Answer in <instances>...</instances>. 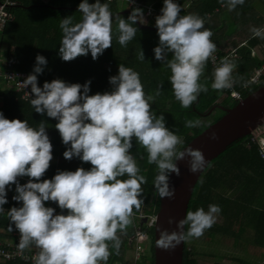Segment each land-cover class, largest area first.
I'll list each match as a JSON object with an SVG mask.
<instances>
[{
	"label": "clouds",
	"instance_id": "obj_1",
	"mask_svg": "<svg viewBox=\"0 0 264 264\" xmlns=\"http://www.w3.org/2000/svg\"><path fill=\"white\" fill-rule=\"evenodd\" d=\"M243 4L244 0H227L229 11ZM78 11L82 13L80 22L73 23L72 16L60 22L63 37L59 56L66 62L89 52L96 60L112 46L113 16L109 3L96 0L90 4L82 0ZM161 13L155 18L159 45L153 51L155 58L171 71L169 79L176 100L181 107L188 108L201 92L208 91L207 84L199 81L209 58L214 60L212 54L217 46L210 39L212 31L204 27L198 14L180 15L181 6L173 0H164ZM137 20L146 23L140 8H134L127 20L118 19L121 46L126 47L135 37L138 29L133 25ZM250 31L254 37L264 39V28L252 27ZM168 53H173L171 59ZM138 58L145 60L142 49ZM46 65L45 57L37 54L35 74L28 75L23 82L25 87L31 86L35 95L31 105L36 113L46 112L58 121L55 128L63 144H70L64 158L77 157L92 167L57 170L52 179L40 182L53 159L46 122L42 120L38 128H33L26 120H9L0 112V212L5 211L2 206L8 202L6 186L14 184L17 195L12 199L22 202V206L12 207L7 215L20 233L19 252L23 254L30 246L39 250L33 257L35 264H107L110 244L118 255L121 240L117 233L127 230L133 209L139 210L144 203L141 186L147 181L139 174L136 159L129 152L132 139L146 149L148 163L157 165L154 187L161 198L174 197L169 175L180 176L176 161L188 157L192 173L202 171L207 161L199 149L178 150L182 138L165 126L163 114L157 116L152 111L153 96H146L139 73L133 69L120 64L118 75L109 77L113 90L89 95L91 80L81 85L54 79L42 88L37 86L36 74H42ZM235 67L231 59L223 58L214 70L211 88L232 89L237 83L233 77ZM162 87L160 83L157 95ZM199 124V120H187L185 127ZM210 139H218L215 132ZM125 175L128 179H120ZM24 176L29 180L22 185L17 178ZM47 201L68 210L67 215H54V208L45 207ZM220 212L216 204H210L207 212L202 207L187 211L177 223L179 231L161 230L156 246L173 250L190 238L198 239L213 226ZM173 222L169 218L168 223ZM12 230L10 224L8 231Z\"/></svg>",
	"mask_w": 264,
	"mask_h": 264
},
{
	"label": "trees",
	"instance_id": "obj_2",
	"mask_svg": "<svg viewBox=\"0 0 264 264\" xmlns=\"http://www.w3.org/2000/svg\"><path fill=\"white\" fill-rule=\"evenodd\" d=\"M16 1L18 6L13 9V23L8 26L2 36L9 44V52L17 59V65L15 66L17 71L35 74L33 69L36 65L37 54L45 57L47 65L44 66L43 73L36 74L37 86L42 88L45 82H51L54 79L81 85L91 80L89 95L111 92L113 86L109 83V77L118 75L119 65L123 64L125 67L139 73L146 96H153V100L150 102L152 111L157 116L163 114L166 122L165 126L182 138L183 144L177 146L178 150L182 151L208 128V126L201 127L200 124L197 127L187 128L185 122L187 120L201 121L200 117L207 115L208 111L216 106L215 103L220 101L224 90H213L211 88L212 83L200 79V83L207 84L208 91L206 93L201 92L190 107H181L172 90L169 79L171 76L170 69L155 58L153 49L159 45L158 31L141 29L135 23L133 26L138 29L135 37L128 42L126 47L121 46L118 40L120 33L118 27H114V23L118 19L127 20L129 14L118 12L114 9L115 4L109 3L113 16L112 46L104 50L103 54L96 60L92 59L89 52L86 56H79L70 62H66L59 56V47L63 37L60 22L61 19L70 16L73 17V23L80 22L82 13L78 11L79 3L72 4L68 8L52 2L49 4L44 2L33 4L31 0ZM78 1L82 2V0ZM249 1L244 0V4L240 8V5H238L235 10L229 11L227 0L224 3H221L220 0H173L174 3L181 6L180 15L195 13L203 18L204 27L210 29L213 33L210 39L218 45L221 58L230 53L232 49L238 48V56L232 58L233 60L244 59L253 67H260L262 61L253 57V49L260 43L258 37L253 36L249 40L247 37L248 45H245V40L238 41L235 36L239 32L237 28L239 23L240 26L246 28V25L250 24L252 20V10L248 15L246 13L241 14L245 7L251 5ZM257 1L262 2L264 5V0ZM88 2L93 4L96 0H88ZM101 3L108 2L103 1ZM228 16L235 23L230 26V32L226 23ZM143 25L149 27L150 24L144 23ZM149 33H153L155 37L153 39L147 38L146 36ZM141 49L144 52V61L138 58ZM229 49L230 51L226 54L225 51ZM172 55L173 53H171L169 59L172 58ZM235 61L233 62L235 63ZM213 73L214 71L207 61L202 77L212 76ZM233 75L242 76L238 78L239 82L248 79L247 76H250L243 67H239L237 72H233ZM160 83H163V87L157 95ZM33 98H35V95H33ZM0 112L9 120H26L28 125L33 128H38L39 122L42 120L46 122V133L53 146V159L50 161V167L40 182L44 179H52L57 174V170L75 171L79 167H83L85 170L91 169L92 165L90 163L82 162L77 157H73L71 160L64 158L63 153L70 147V144H63L60 133L55 128L58 123L56 119L48 117L46 112L43 115L36 113L31 105V100L28 102L19 100L14 91L7 90L2 85H0ZM249 140L250 136L236 142L211 163L200 178L188 211H196L202 207L207 212L210 204L218 205L221 208V212L217 214L221 218L220 221H216L211 228L206 229L201 237L209 236L211 243L214 245H219L226 237H229V246L236 249L239 248L241 238H246L245 240L252 241L251 244L259 249L257 252V254L260 253V257L257 256L258 262L264 264V161L259 158L257 146L252 148L245 146ZM132 145L129 152L136 159L137 166L140 169L139 174L144 175L147 181L141 186V199L144 203L139 210L134 208L133 213H142L144 216L157 215L160 209V196L154 187V180L158 172L157 165L148 163L146 149L137 143L135 138L132 139ZM120 179L126 180L128 177L125 175ZM19 183L25 184L23 180H19ZM6 192L8 202L2 206L5 211L0 212V233L3 232L6 234L4 236H10L9 234L18 230L9 220L7 212L12 207H21L22 202L12 199L14 195H17L14 184L10 187L6 186ZM45 207L54 208V215H67L68 210H61L56 202L47 201ZM135 219L132 218V223L125 232L118 231L117 235L121 240L119 254H116V250L111 248L110 244L111 255L107 264L116 262L127 264L129 255H134ZM10 224L13 229L11 232L8 231ZM154 227H147L146 224H142L140 227L141 230L147 231L150 238L146 244L148 251H144L139 259L144 264H154ZM187 228L186 225V231ZM201 237L198 239L190 238L185 241L183 264H199L198 257L200 253L195 251L192 242L194 243ZM236 255H233L232 252L229 253V259L238 261L240 264H258V262L247 263L239 256L236 257ZM5 264L27 263L15 261ZM215 264L222 263L215 262Z\"/></svg>",
	"mask_w": 264,
	"mask_h": 264
},
{
	"label": "water",
	"instance_id": "obj_3",
	"mask_svg": "<svg viewBox=\"0 0 264 264\" xmlns=\"http://www.w3.org/2000/svg\"><path fill=\"white\" fill-rule=\"evenodd\" d=\"M125 13L131 15L132 12L128 10L123 12ZM136 24L141 29L158 31L157 27L145 26L139 20ZM224 112L223 117L210 125L187 146L202 151L207 161L204 169L196 173L190 172L189 158L185 157L184 160L176 161L180 168V176H176L175 173L169 175L170 188H175V194L171 199L160 197V209L154 227V264H183L185 242H181L173 250L160 249L156 246L160 231H179L177 223L185 218L200 178L211 163L233 144L251 135L253 129L264 121V85L240 101L237 106L224 109ZM213 132L218 139H210ZM169 218L173 219L172 224L168 223ZM145 221L144 219L143 222ZM184 230L186 232V226Z\"/></svg>",
	"mask_w": 264,
	"mask_h": 264
},
{
	"label": "built area",
	"instance_id": "obj_4",
	"mask_svg": "<svg viewBox=\"0 0 264 264\" xmlns=\"http://www.w3.org/2000/svg\"><path fill=\"white\" fill-rule=\"evenodd\" d=\"M102 2H108L110 4H115L117 1L125 3L129 9L140 8L143 10L144 19H146L147 24H153L156 27L155 18L161 15V9L164 6V0H101ZM18 6L16 0H0V36H2L8 26L13 23L14 14L13 9ZM214 43V42H213ZM217 49L212 54L213 58H209V63L213 70L220 65L223 58L228 57L229 59L235 58L238 52L237 49H232L230 53L221 58L220 49L216 44ZM257 58V57H256ZM17 61L14 56L0 55V85L4 86L7 90H12L17 94L19 100L28 102L33 98V93L31 92V86L25 87L24 80L28 75L33 73H27L15 70ZM249 82L245 83L242 88H237L236 84L232 89H228L232 97L239 100H243L245 97V91L248 90L252 85L260 84L264 80V64L262 67L255 69L251 75ZM246 85V86H245ZM248 146H257L259 149V157L264 161V121L255 127L250 135V140L247 142ZM19 180H23L25 183L28 182L29 178L18 177ZM132 218H137L140 221L146 220L145 223L148 227H153L155 224L153 221L157 222V215L144 216L142 213L132 215ZM13 238H0V264H5L8 262L23 261L27 264H35L33 257L39 251L35 246H30L25 249L23 254L18 250L17 245L20 240V233L16 231L12 234ZM148 234L146 231L141 230L140 227L135 226V235L133 242L135 243V264L140 260V257L144 251H146ZM27 257V258H25ZM122 264V263H114Z\"/></svg>",
	"mask_w": 264,
	"mask_h": 264
},
{
	"label": "rangeland",
	"instance_id": "obj_5",
	"mask_svg": "<svg viewBox=\"0 0 264 264\" xmlns=\"http://www.w3.org/2000/svg\"><path fill=\"white\" fill-rule=\"evenodd\" d=\"M31 1L33 4L45 2V0H31ZM100 2H102V1H100ZM249 2L251 3V5L245 7V9L243 11L241 9V11H242L241 14L246 13V15H248L250 13V11L252 10V14L255 13L258 15H264V14H261V13H264V5L262 2H258L257 0H251ZM52 3L70 8L72 6V4H75V3L80 4L81 2H79L78 0H52ZM240 7H241V5L239 6V8ZM114 9L117 10L118 12H121V13L129 10L128 6L125 3H121L120 1H117V3H115ZM238 17H239V15H238ZM239 18H241V17H239ZM239 18H237V19L240 21ZM145 21H147V20L145 19ZM238 25L240 26V23ZM150 26H153V24H150L149 27ZM230 26H232V25H230ZM114 27L115 28L118 27V21H115ZM248 29H250L249 26L244 28L241 25L239 27V33H236V35H235L237 37L238 41H242V40L246 39L247 37L251 36V34L245 33V31H247ZM146 37L153 39L155 36L153 33H149V34H147ZM2 40L3 41H0V45L6 46L7 40L4 38H2ZM1 49L3 50V48L0 46V55L3 57L5 51H2ZM167 57L169 59L171 57V53H168ZM231 60L235 61L233 59H231ZM235 65H236L235 69H238L239 67H243L247 71L248 74L251 75L253 73L252 72L253 68H254L253 65H251L249 62L245 61L244 59L236 60ZM212 76H213L212 80H214V75H212ZM200 79H203V77L201 76ZM220 101L222 102L221 104H225V103L229 104V107H231V104L233 103V99L230 98L229 95H226V97L223 96V100L221 99ZM220 101L215 103L216 106H213L210 109V111H208L207 115H205L204 117H200V119H201L200 126L201 127L202 126H208L209 127L210 125H212L213 123H215L221 117L224 116L223 111H221L219 109L221 106ZM220 219H221L220 217L216 216L217 222H219ZM245 239L246 238H241V241L239 242L240 244H239L238 249L229 246V243H230L229 237H226L219 245H217V244L214 245L211 243V238L209 236L208 237L204 236V237H201L199 240H196L194 243L192 242V245H193V248L195 249V251L200 253L199 257H198L199 264H215V262L222 263V264H240L238 261L229 259V253H231V252L233 255L237 254L236 257L239 256L242 260H244L247 263L258 262V257H260V255H259L260 253L257 254V252L259 251V249L257 247H255L253 244H251L252 241L245 240ZM147 248H146V250L148 251ZM129 256L130 257L128 258L127 264H135L134 255L130 254ZM138 264H144V263L140 261V262H138ZM258 264H259V262H258Z\"/></svg>",
	"mask_w": 264,
	"mask_h": 264
},
{
	"label": "crops",
	"instance_id": "obj_6",
	"mask_svg": "<svg viewBox=\"0 0 264 264\" xmlns=\"http://www.w3.org/2000/svg\"><path fill=\"white\" fill-rule=\"evenodd\" d=\"M251 1V0H250ZM50 2H52V0H45V2L44 3H46V4H49ZM259 2V1H258ZM261 13V12H260ZM14 14V13H13ZM261 14H264V13H261ZM226 23H227V28L229 29V32H230V25H233V24H235V23H233V21H231L230 20V17L228 16L227 18H226ZM250 27V29L252 28V27H257V28H264V15H258V14H252V20L250 21V24H247V26L246 27ZM240 27V26H239ZM239 27H238V25H237V28H238V30H239ZM250 29H248L247 31H245V33L246 34H252V32L250 31ZM239 33V32H238ZM253 37V35H251V36H249L248 37V40L249 39H251ZM2 38H4V36H1L0 37V41H3L2 40ZM5 39V38H4ZM246 42H245V45L247 44L248 45V42H247V40L246 39H244ZM258 41L260 42L256 47H254V49H253V57H257L256 59H258V60H260V61H262V64L260 65V67H262L263 66V64H264V39H261L260 37H258ZM2 48H3V50L2 51H5L4 52V54L5 55H8V56H13L12 55V53L11 52H9L10 51V48H9V44L6 42V46L4 45H0ZM230 50H227V51H225V53H227V52H229ZM16 59V58H15ZM16 61H17V59H16ZM208 62H209V60H208ZM210 64V63H209ZM210 67H211V65H210ZM260 67H254L253 68V71L252 72H254V70L255 69H258V68H260ZM212 68V67H211ZM212 70H213V68H212ZM237 70L238 69H234V71L233 72H237ZM214 71V70H213ZM251 72V73H252ZM213 75V74H212ZM252 75V74H251ZM247 76V78L248 79H246V80H242V82H239L240 80L238 79V78H241L242 76H235V75H233V77L237 80V83H236V86H237V88H242L243 86H244V84L245 83H247V82H249L250 81V79H251V77L252 76ZM212 78H213V76H205V77H203V79L205 80V81H207V82H209V83H212L213 82V80H212ZM262 85H264V80L260 83V84H256V85H252L248 90H246L245 91V97H244V99L248 96V95H250L251 93H253V92H255L258 88H260ZM226 95H229L230 96V98H232L233 99V103L231 104V106L232 107H235V106H237V104L240 102V101H243V100H239V99H237V98H235V97H232L231 95H230V93H229V90L228 89H226V90H224V92H223V95H222V97L220 98V100L222 99L223 100V96H225L226 97ZM222 102L220 101V104H221ZM250 136V135H249ZM246 147H248V148H252L253 146H248L247 144L245 145ZM260 158V157H259ZM136 221H135V224H134V229H135V226H137V227H141L142 226V224H146L145 222H143V221H140L139 219H135ZM146 226H147V224H146ZM148 227V226H147ZM13 233H15V232H13ZM13 233H11V234H9L10 236L9 237H11V238H13ZM146 233H147V231H146ZM148 234V233H147ZM4 235H6V234H4L3 232L2 233H0V238H7L8 236H4ZM150 240V238L148 237L147 238V242ZM135 250V249H134ZM135 254V253H134ZM135 262V261H134ZM140 262V261H139ZM138 264V263H137Z\"/></svg>",
	"mask_w": 264,
	"mask_h": 264
},
{
	"label": "flooded vegetation",
	"instance_id": "obj_7",
	"mask_svg": "<svg viewBox=\"0 0 264 264\" xmlns=\"http://www.w3.org/2000/svg\"><path fill=\"white\" fill-rule=\"evenodd\" d=\"M221 107H222V108H221ZM227 108H231V107H229V104H226V103H225V104H221V106H220L219 109H220L221 111L224 112V109H227ZM224 113H225V112H224Z\"/></svg>",
	"mask_w": 264,
	"mask_h": 264
}]
</instances>
